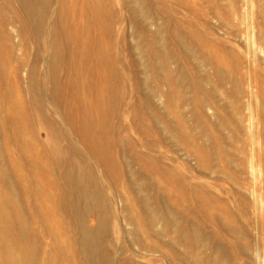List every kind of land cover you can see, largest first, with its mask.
<instances>
[{"label":"rangeland","instance_id":"obj_1","mask_svg":"<svg viewBox=\"0 0 264 264\" xmlns=\"http://www.w3.org/2000/svg\"><path fill=\"white\" fill-rule=\"evenodd\" d=\"M31 1L0 0V264H92L99 224L107 264H264V0Z\"/></svg>","mask_w":264,"mask_h":264},{"label":"bare ground","instance_id":"obj_2","mask_svg":"<svg viewBox=\"0 0 264 264\" xmlns=\"http://www.w3.org/2000/svg\"><path fill=\"white\" fill-rule=\"evenodd\" d=\"M20 8L26 13L30 14L33 12V14L26 15L27 19L32 23L34 27L39 26V20H40V14L43 7L42 2L38 1H31V0H18ZM132 5V4H131ZM251 8V7H250ZM107 10V9H106ZM46 11V10H45ZM243 11V10H242ZM245 15V14H244ZM46 31V30H45ZM43 36V35H42ZM44 37V36H43ZM51 37V36H50ZM162 37V36H161ZM40 38V37H39ZM254 45V44H253ZM58 43L55 42V51L57 50ZM66 46V45H65ZM67 47V46H66ZM149 48V47H148ZM251 48V46H250ZM67 51V50H66ZM148 51V50H147ZM153 53V52H152ZM69 54V53H68ZM109 55V54H108ZM111 56V55H110ZM134 60V59H133ZM132 62V61H131ZM46 63V61H45ZM47 69V68H46ZM58 70V69H57ZM79 70V68L77 69ZM74 73V72H73ZM30 74V73H29ZM68 75V74H67ZM171 78V77H170ZM84 79V78H83ZM166 79V78H165ZM187 79V78H186ZM193 80V79H192ZM110 81V80H109ZM196 82V81H195ZM35 86V85H34ZM34 89V88H33ZM41 90V89H39ZM155 90V89H154ZM41 93V92H40ZM44 94V93H43ZM54 94V93H52ZM181 97V96H179ZM48 101V100H47ZM178 102V101H177ZM204 104V103H202ZM133 107V106H132ZM129 110V109H128ZM248 123V122H247ZM249 126V125H248ZM251 126V123H250ZM249 126V127H250ZM248 127V128H249ZM251 129V128H250ZM103 144V143H102ZM155 146V145H154ZM114 148V146H112ZM123 147V146H122ZM156 147V146H155ZM158 147V146H157ZM58 149V148H57ZM156 149V148H155ZM250 150V149H249ZM46 151V150H45ZM56 151V149H55ZM65 151V150H64ZM42 153V152H41ZM68 158V157H67ZM252 158V157H251ZM251 165V164H249ZM250 167V166H249ZM71 169L65 170L62 173V178L65 184L70 186V192L69 194H72L70 196L71 199L67 204H65V208L68 209L69 212L72 214L83 216L87 213H98L101 208L103 207V203L99 204L98 201L93 200L94 192L91 191V183L93 182V174L88 170L87 167H85L86 170H82L81 164L73 159L71 162ZM251 168V167H250ZM253 171V168H251ZM59 171V170H58ZM251 171V170H250ZM259 171V170H258ZM253 176V175H252ZM254 178V177H253ZM59 179V178H58ZM143 181V180H142ZM155 182V181H154ZM137 183V181H135ZM135 185V184H134ZM81 187L84 189L82 193H75L72 189V187ZM137 186L139 187L140 184L137 183ZM37 187V186H36ZM103 187V184H102ZM252 190V189H251ZM253 193V192H252ZM253 194L252 196H254ZM59 196V195H58ZM56 197V196H55ZM118 200V199H117ZM144 201L145 198H144ZM255 202V201H254ZM61 203V201H60ZM64 203V202H63ZM121 205V200L119 199L117 202V205ZM63 206V205H62ZM124 210L123 206L120 207V211L122 212ZM151 212V211H150ZM112 214V213H111ZM110 214V215H111ZM159 217V215H158ZM264 217V216H263ZM101 218V217H100ZM168 221V220H167ZM169 222V221H168ZM167 224V223H166ZM172 225V224H171ZM151 228V227H150ZM172 228V227H171ZM174 228V227H173ZM186 228V227H185ZM107 226L99 224L94 230L91 228H88L87 226H81L80 231V244L81 249H83L84 253L87 255V261L92 264H107L106 259H101L100 256H98V245H97V236L99 234L102 235L106 232ZM154 229V228H153ZM192 230V229H191ZM114 231V230H112ZM262 231V230H261ZM108 232V231H107ZM200 234V233H199ZM185 235V234H184ZM197 235V234H196ZM199 236V235H198ZM15 237V236H14ZM197 243V242H196ZM198 246V245H197ZM205 246V245H204ZM157 252V251H155ZM161 252V251H160ZM257 252V250H256ZM152 253V252H151ZM146 256V255H145ZM140 257V256H139ZM149 257V256H148ZM111 259V258H110ZM258 260V259H257ZM81 262V261H80ZM205 262V261H204ZM213 263V262H212ZM83 264V263H82ZM263 264V263H262Z\"/></svg>","mask_w":264,"mask_h":264}]
</instances>
